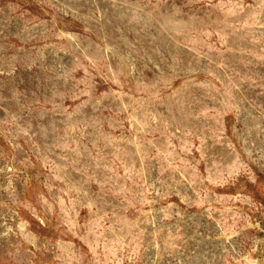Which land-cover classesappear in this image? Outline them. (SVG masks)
<instances>
[{
    "label": "rangeland",
    "instance_id": "obj_1",
    "mask_svg": "<svg viewBox=\"0 0 264 264\" xmlns=\"http://www.w3.org/2000/svg\"><path fill=\"white\" fill-rule=\"evenodd\" d=\"M0 264H264V0H0Z\"/></svg>",
    "mask_w": 264,
    "mask_h": 264
}]
</instances>
